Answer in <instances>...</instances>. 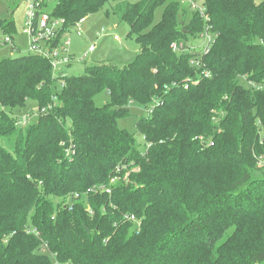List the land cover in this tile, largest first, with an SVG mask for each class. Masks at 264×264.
<instances>
[{
  "label": "trees",
  "instance_id": "1",
  "mask_svg": "<svg viewBox=\"0 0 264 264\" xmlns=\"http://www.w3.org/2000/svg\"><path fill=\"white\" fill-rule=\"evenodd\" d=\"M108 4L140 46L128 66L87 67L59 93L48 60L0 62V138L17 135L14 110L59 95L56 108L16 136L14 153L0 148V264H264V90L241 79L264 82V3L204 0L218 34L205 58L213 77L187 90L193 55L171 45L197 39L200 13L179 0H55L49 12L74 26ZM180 11L192 15L189 24ZM0 26L15 37L12 17ZM105 90L110 103L97 107ZM152 102L159 104L138 119L137 134L119 127L131 105ZM216 110L224 111L220 125ZM203 137L211 144L203 147ZM69 148L75 154L67 157ZM122 164L132 184L74 197L107 183Z\"/></svg>",
  "mask_w": 264,
  "mask_h": 264
},
{
  "label": "built area",
  "instance_id": "2",
  "mask_svg": "<svg viewBox=\"0 0 264 264\" xmlns=\"http://www.w3.org/2000/svg\"><path fill=\"white\" fill-rule=\"evenodd\" d=\"M15 0H0V4H8L14 2ZM27 3V11L25 16V27L24 34L29 40V51L30 54L42 57L49 61L51 68L53 70V78L57 81V85L60 87L59 93H61L66 87V80L69 78L68 70L73 65H85L91 56L96 52V46L91 44L88 46L87 50L80 52L79 54L72 53V40L71 33L76 30L78 37L83 38L81 35V27L85 23L87 18H82L74 26L75 28L69 29L65 19L57 18L52 15L51 12L43 10V5L47 0H22V2ZM185 5H187L191 10L199 12L200 15L205 19L204 30L200 34L202 39V44L199 46L193 45L190 42H176L173 44V48L177 54H192L193 57L190 61L191 66L195 69L196 75L194 78H189L184 82L185 89H188L192 85H198L203 79H211L213 73L207 68L205 63V58L210 54L212 47L216 43L218 34L213 31L209 23V16L207 15V8L204 3H200L198 0H179ZM256 3H264V0H255ZM187 3V4H186ZM208 22V23H207ZM106 28H103L105 31ZM102 30V31H103ZM103 31V32H104ZM108 32L105 36H107ZM119 36H115V39L119 41ZM120 42V41H119ZM264 46V40L261 41ZM11 46L16 48L14 44V38L11 35H5L0 39V48ZM243 83L247 88L260 91L264 90V82H255L250 79L248 75L241 77ZM110 94V91H108ZM58 93L51 98L46 106H43L36 110L35 114L24 113L19 119H16V125L28 126L32 123L33 119H38L40 116L49 114L58 105ZM152 109H149L151 112ZM34 117V118H33ZM33 118V119H32ZM202 139V138H201ZM211 144V143H210ZM208 144V145H210ZM149 144L148 147H151ZM75 154L74 148H69L66 150V156ZM134 172H136L134 170ZM120 174V172H117ZM117 174L112 177L108 185H97L92 188L87 189L82 193H75L74 197L76 199L83 200L95 194L97 195H111L113 193V187L115 186L121 178L118 179ZM128 180L124 179L126 182ZM87 211L90 215L94 214V211L90 206H88ZM125 219L128 222H132L139 228L141 222L134 215H126ZM30 230L29 232H31ZM34 233L39 235L36 230ZM48 243H44L43 252L48 251ZM53 264H60L59 262H54Z\"/></svg>",
  "mask_w": 264,
  "mask_h": 264
},
{
  "label": "rangeland",
  "instance_id": "3",
  "mask_svg": "<svg viewBox=\"0 0 264 264\" xmlns=\"http://www.w3.org/2000/svg\"><path fill=\"white\" fill-rule=\"evenodd\" d=\"M131 2L137 1V0H129ZM171 1V0H168ZM178 1V0H175ZM48 2V1H47ZM200 3H204V0H199ZM55 3V0H53L50 3L49 9L46 11H50L53 9V4ZM183 4V7H185V10L187 6ZM187 4V3H186ZM166 5L161 6L155 11L154 14V24H157L161 21L163 13L166 9ZM109 4L104 7L102 10L89 15L85 23L81 27V35H83V40L77 36L76 30L72 31L71 33V40L73 42V52L75 54H79L80 51L84 52L87 50L88 46L91 44L92 46H96V52L91 56V59L85 64V65H73L68 70L69 77H81L85 74V69L87 67H92L94 65H106L111 64L113 66H116L117 68H124L131 64L133 61H135L137 55H138V46L137 42L135 41V36L129 37L130 34V27L128 24L121 22L119 18L114 15L112 12L110 14H107V12L111 9ZM27 11V3L22 2V0H15L14 2L8 3V4H0V19H9L12 17V20L15 25L16 34L14 35V44L16 48H12L11 46H6L0 48V62L5 59H13L18 58L20 56H26L30 54L29 51V40L28 37L24 34V27H25V16ZM110 12V11H109ZM182 14V15H181ZM185 15L183 12L180 11L179 13V19L182 21V19H185L187 24H189V21H191L190 16H183ZM64 19V18H61ZM69 29L75 28L72 26H68ZM103 28H106L105 31ZM113 29L109 32L108 36H105L106 33L109 31V29ZM73 30V29H72ZM104 32H103V31ZM199 33L196 38L193 41H189L190 43H193V45L199 46L202 44V39L200 38ZM5 35H8V32H5L3 28L0 26V39L3 38ZM10 35V34H9ZM115 36H119V41L115 39ZM83 41L86 42L85 46H80L79 48V42L76 41ZM176 43V42H174ZM171 45V49L176 54L173 44ZM186 43V42H185ZM139 45V44H138ZM140 48V46H139ZM16 49V50H14ZM180 55V54H178ZM53 73V70H52ZM195 77V76H194ZM193 77V78H194ZM56 81V80H55ZM57 83V81H56ZM184 84V83H183ZM177 85V84H175ZM173 85V86H175ZM184 87V85H183ZM191 87V86H190ZM189 87V88H190ZM188 88V89H189ZM185 89V87H184ZM60 87L58 86L57 91H60ZM187 90V89H186ZM95 105L97 107H103L106 104L110 103V95L108 94V91H102L94 98ZM153 104H150L148 108H145L144 106H141L139 104L131 105L130 111L131 115L127 118L119 120L118 124L121 129L127 130L131 134H137L136 131V122L139 118L147 116L150 112L149 109H152V106H156L159 103L152 102ZM59 103H57L58 105ZM41 107H38V103L30 102L29 106H27L26 109H23L22 112L19 109H16L13 111V117L15 119H19V116L21 117L24 113H30L35 114L36 110ZM215 114L217 118L214 119V122L217 125H220V120L224 114V111H215ZM34 118V117H33ZM32 118V119H33ZM224 118V117H223ZM38 119H33L32 123L28 126H22V125H16L17 126V135L21 133V131L25 130L27 127L35 124ZM68 127L70 128L72 126L71 122L68 120ZM222 132V129L221 131ZM219 133V132H218ZM11 138H0V148L6 149L10 153H14L15 151V138L16 136ZM139 143L141 144V150H145L146 144L142 136L136 135ZM205 138V139H204ZM211 139L203 137L200 139V142L202 143L203 147L206 146L205 144H210ZM124 164L120 165L122 167L118 168L116 172H120L125 174V176L122 174H117L118 179H124L128 180L126 181L127 184H132L131 181V173L128 172L129 169H126V166H123ZM258 167L262 168L260 173L258 175L263 176L264 175V157H259L258 159ZM125 172V173H124ZM115 176V175H114ZM113 177V176H112ZM112 177L109 179L107 183H104L103 185H108L112 179ZM125 182V181H124ZM92 196H95L93 194Z\"/></svg>",
  "mask_w": 264,
  "mask_h": 264
},
{
  "label": "crops",
  "instance_id": "4",
  "mask_svg": "<svg viewBox=\"0 0 264 264\" xmlns=\"http://www.w3.org/2000/svg\"><path fill=\"white\" fill-rule=\"evenodd\" d=\"M111 30H113L112 28L111 29H109V31H108V34H107V36L109 35V32L111 31ZM84 38V37H83ZM83 38H81L82 40H83ZM76 41H78L79 42V48H80V46H87L86 45V42H83V41H79V40H76ZM137 46H138V48H137V50H138V53L140 52V48H139V45L137 44ZM72 52H73V43H72ZM80 52H82V51H80ZM78 54V53H77Z\"/></svg>",
  "mask_w": 264,
  "mask_h": 264
}]
</instances>
